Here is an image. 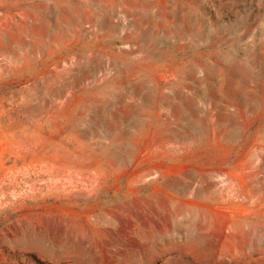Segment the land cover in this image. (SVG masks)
I'll list each match as a JSON object with an SVG mask.
<instances>
[{"label": "rangeland", "instance_id": "rangeland-1", "mask_svg": "<svg viewBox=\"0 0 264 264\" xmlns=\"http://www.w3.org/2000/svg\"><path fill=\"white\" fill-rule=\"evenodd\" d=\"M0 264H264V0H0Z\"/></svg>", "mask_w": 264, "mask_h": 264}, {"label": "bare ground", "instance_id": "bare-ground-1", "mask_svg": "<svg viewBox=\"0 0 264 264\" xmlns=\"http://www.w3.org/2000/svg\"><path fill=\"white\" fill-rule=\"evenodd\" d=\"M120 76H121V75H120ZM120 76H119V77H120ZM138 86H139V85H138ZM139 87L141 88V86H139ZM262 91H263V90H262ZM122 93H123V92H122ZM132 94H133V93H132ZM98 97H99V96H98ZM252 101H253V100H252ZM241 104H243V102H242ZM143 105H144V104H143ZM236 105H237V104H236ZM123 106H124V105H123ZM238 106H239V105H238ZM239 108H240V107H239ZM111 109H112V108H111ZM113 109H114V108H113ZM95 110H96V109H95ZM95 110H94V111H95ZM75 116H76V115H75ZM120 131H121V130H120ZM108 133H110V132H108ZM69 137H70V136H69ZM71 137H73V136H71ZM72 139H73V138H72ZM74 141H75V140H74ZM75 142H76V141H75ZM77 146H78V145H77ZM82 164H83V163H82Z\"/></svg>", "mask_w": 264, "mask_h": 264}]
</instances>
